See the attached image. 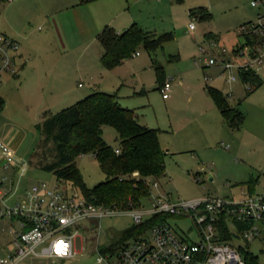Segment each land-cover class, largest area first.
Segmentation results:
<instances>
[{"label": "rangeland", "instance_id": "obj_1", "mask_svg": "<svg viewBox=\"0 0 264 264\" xmlns=\"http://www.w3.org/2000/svg\"><path fill=\"white\" fill-rule=\"evenodd\" d=\"M194 8L208 9L212 18L201 21L197 13H192L198 20L191 31L189 24L193 17L189 11ZM259 13L257 7L251 6V0H95L86 4H79L78 0H11L0 6V33L4 36L9 35L8 32L28 35L26 44L35 45L38 51L53 49L54 52L55 49L56 63L51 55L35 60V64L45 70L41 78L46 98L49 100L53 92L51 98L54 99L60 91L68 96L67 101L50 103V113L72 106L95 91L115 94L123 107L135 110L142 125L159 130L165 138L164 146L172 143L180 150H195L189 153L170 149L165 157V175L157 179L161 191L172 194L175 201L208 194L238 196L251 176L258 179L255 193L264 195V68L258 73L262 85L251 91V84L241 80L229 84L224 77L218 76V68L206 67L207 54L199 49L200 45L205 46V40L217 38L220 45L231 50L243 41L241 27L256 22ZM133 23L157 36L171 34L173 38L154 52L141 46L137 49L138 56L112 69L104 68L100 62L98 35L105 26L124 32ZM157 65L163 68L165 78L174 76L181 80L180 87L173 85L169 100L161 96ZM27 67L30 68L29 64ZM26 71L21 74L20 69L14 76L7 75L11 83L4 88L6 94L15 95L23 84V89L34 95L35 83L24 79ZM206 86L224 94L232 90V97L227 98L229 104L238 107L245 117L238 130L220 124V113L206 92ZM20 105L12 101L4 114H0V140L10 127L22 132L18 136L21 144L16 150L21 160L16 174L22 178L21 186L27 189L45 182L69 191L79 190L71 183L57 181L52 172L33 165L31 160L41 140L35 125L42 121V112L36 113L34 103L29 108ZM214 114L220 120L216 133L213 132L216 126L210 119ZM175 130L179 133L177 136L173 135ZM117 137L112 127H104L103 139L107 144L117 147ZM175 152L182 153L173 154ZM76 164L87 187L93 188L105 180L94 154L78 156ZM150 201L149 197L142 199L140 210L149 208ZM99 222V231L94 229L86 233L87 238L75 239V249L79 251L75 257L58 263L28 257L22 262L96 264L95 247L98 245L99 250L107 247L135 225L132 216L122 211ZM170 223L179 233V228L191 226V222L174 217L170 218ZM16 226V222L0 216V258L14 249L10 229ZM263 247L259 240L248 246L258 256L260 264H264Z\"/></svg>", "mask_w": 264, "mask_h": 264}, {"label": "built area", "instance_id": "obj_2", "mask_svg": "<svg viewBox=\"0 0 264 264\" xmlns=\"http://www.w3.org/2000/svg\"><path fill=\"white\" fill-rule=\"evenodd\" d=\"M251 6L260 13L256 22L241 27L240 44L228 50L212 38L199 47L202 54H207L205 66L218 68V76L229 84L239 80L242 73L259 75L264 68V0H251ZM190 16L193 21L189 29L193 31L198 19ZM18 49L16 40L0 33V80L19 73ZM138 54L137 51L132 57ZM175 79L165 78L159 87L164 99L170 96ZM232 93L229 90L226 97L230 99ZM14 164L11 147L0 143V216L17 225L10 229L14 249L0 258V264H19L28 257L52 259L55 263L71 259L79 254L75 239L86 237L94 229L99 231V221L116 211L129 213L135 224H142L155 214L170 217L117 247L109 244L102 252L97 245L96 264H246L239 248L255 240L264 242V195L243 188L237 197L208 194L175 201L172 194L161 191L158 179L148 178L151 201L149 208L141 211V201L137 208L119 210L96 205L79 190L41 182L29 188L22 199L9 204L4 189L9 180L7 171ZM133 176L139 177V173L134 172ZM196 179L199 181L198 176ZM171 217L189 221L191 226L179 228V233L170 223ZM226 236L232 240H223Z\"/></svg>", "mask_w": 264, "mask_h": 264}, {"label": "trees", "instance_id": "obj_3", "mask_svg": "<svg viewBox=\"0 0 264 264\" xmlns=\"http://www.w3.org/2000/svg\"><path fill=\"white\" fill-rule=\"evenodd\" d=\"M8 1L0 0V6ZM92 1L95 0H78L79 4ZM192 13H197L201 21L212 18L206 8L190 9L189 14ZM172 38L171 34L157 36L144 31L136 23L121 33L105 26L98 35L103 49L100 62L104 68L112 69L132 57L139 47L154 52ZM156 70L161 86L165 79L163 68L157 65ZM240 78L243 83L253 86L251 91L260 87L263 82L259 75L252 73H242ZM206 92L220 111L226 125L232 130H238L245 119L240 109L230 106L226 95L220 90L206 86ZM4 104L0 97V110ZM106 126L117 132V147H112L104 141L103 129ZM35 127L41 140L33 154L32 163L42 170L52 172L57 181L71 183L96 205L119 210L137 208L140 201L149 196L147 179H157L165 175L167 153L160 146L159 130L140 124L134 110L123 107L115 94L95 91L57 113L46 111L42 114V121ZM88 153L94 154L106 176L104 181L93 188L87 187L76 164L78 156ZM134 172H138L139 177H134ZM169 217L155 214L144 223L129 227L117 241L110 244V247H117L125 240L143 233L152 225ZM223 240L232 239L226 236ZM107 249L104 246L100 251ZM239 250L246 264H260L258 256L250 251L248 245L241 246Z\"/></svg>", "mask_w": 264, "mask_h": 264}, {"label": "crops", "instance_id": "obj_4", "mask_svg": "<svg viewBox=\"0 0 264 264\" xmlns=\"http://www.w3.org/2000/svg\"><path fill=\"white\" fill-rule=\"evenodd\" d=\"M9 1H11V0H9ZM116 32L117 33H121L119 30H117ZM8 33H9V35H6V36L16 40L18 42V45H19V49H18V52H17V60H18V63L20 65L21 74L27 69L26 77L24 79L25 80L27 79V82H29L30 80L33 81L35 83V86H34L35 90H33L34 95H31L30 93L27 92V90L23 89V84H21L20 85V89L18 90V92L15 95L6 94V92H4L5 91L4 88L6 86L10 85L11 81L6 79L8 76H5L2 80H0V84L2 83V85H0V97L5 102L3 109L0 110V114H4V111L6 110V108H8V106L10 105V102H12V101L13 102H19V103H21V105L24 104L28 108L31 107L32 104L34 103L36 108H37L36 113H38V114L39 113L41 114V112L43 114L44 112L49 111L50 110V108H49L50 103H56V102L57 103H61L62 101H67L66 99H67L68 96H67L66 92H64V91H60L58 93V95L56 94L57 97H54V99L51 98L52 95L54 96L53 92H52V94L50 93L51 95L48 97L49 100L46 98V95L44 93L45 92V90H44L45 88L43 89V87H42V78H41L42 72H44L45 70H43V68H40L41 67L40 64L39 65L35 64V60L37 58L42 59V57H45V59H46V57L49 58L50 55H51V59H54V62L56 63L57 59L55 58L56 57L55 49H54V52H53V49H47V50L44 49V50L38 51L35 48V45L31 46V45L26 44V39H27L28 35L24 36V35H18L17 33H12V32H8ZM30 42L34 43L31 40H30ZM102 52H103V49H102V46H101V49H100V52H99L100 53L99 54L100 57L102 55ZM28 64H29L30 68L27 67ZM219 73H220V70H219ZM219 73H218V75H219ZM239 80H241V78ZM180 81L181 80H179L176 77L175 81L173 82V85L174 86L176 85L177 88L180 87L182 85ZM173 85H172L171 94L173 93V88H174ZM81 86L82 85H80L79 87H81ZM21 88H22V90H21ZM171 94L166 99H164L163 97L162 98L164 100H169L171 98ZM224 95H226V94H224ZM134 112H135V110H134ZM219 113H220V111H219ZM218 116L221 119L222 123H221L220 120L216 119V115L215 114H214V116L212 118H210L212 120L213 124H215V126H216V127H213V129H214L213 132L214 133L219 132V129H218L219 121H220V124H223V123L226 124L224 122L223 118H222L221 113ZM6 119L8 121L11 120V118H9V116L8 117L6 116ZM137 120L139 122L138 117H137ZM208 124H209V122H208ZM220 129L223 130L222 127H220ZM205 133L207 134L208 132L206 131ZM21 134H22L21 131L15 130L13 127H10V128H8V131H6V135L2 138V140H0V143L8 144L11 147V149H12V151L14 153V158H15V164L7 171V175L9 177V180L6 183L5 189H4L5 200H6L7 203L10 202L11 204L16 202V201H19L20 199H22L23 195L25 194L24 191L26 192L29 189V188H27V189L23 188V186H21V179L22 178H20V177L18 178V176L16 175L18 173L20 167H21V164L18 162V161L21 162V160H19L17 155H16V150H18V148H19V146L21 144V142L19 141V137L18 136H20ZM178 134L179 133H178L177 130L173 131V135L177 136ZM162 137H163L162 135H160V134L158 135L160 146L167 153L166 156L169 154L170 149L171 150L173 149V151H184V152H189V153L190 152H196L195 150H187V149H191V148H186V150H180L176 145H174L172 143L171 144H165V146H164L163 142L165 143V138L164 137L162 138ZM166 146L167 147L171 146V148H165ZM178 153H182V152H175L173 154H178ZM257 183H258V179H254L251 176L248 179V181L246 182V185H244V187L242 185L241 188H243L245 191H247L249 193L257 194V193H255V189H256ZM228 197H237V196H233L232 195V196H228ZM260 242L262 243V245H264V242H262V241H260ZM262 251H264V247H263ZM34 259H45V258H34ZM46 260H48V259H46ZM49 260H52V259H49ZM52 261L55 263L54 260H52ZM61 261H64V260H61ZM19 264H24V263L21 262Z\"/></svg>", "mask_w": 264, "mask_h": 264}, {"label": "water", "instance_id": "obj_5", "mask_svg": "<svg viewBox=\"0 0 264 264\" xmlns=\"http://www.w3.org/2000/svg\"><path fill=\"white\" fill-rule=\"evenodd\" d=\"M210 180H212V178H210Z\"/></svg>", "mask_w": 264, "mask_h": 264}]
</instances>
